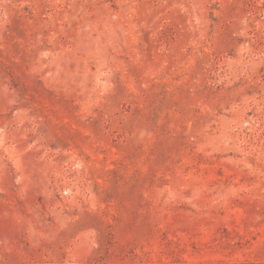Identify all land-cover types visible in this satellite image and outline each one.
I'll list each match as a JSON object with an SVG mask.
<instances>
[{"label": "rangeland", "instance_id": "obj_1", "mask_svg": "<svg viewBox=\"0 0 264 264\" xmlns=\"http://www.w3.org/2000/svg\"><path fill=\"white\" fill-rule=\"evenodd\" d=\"M0 264H264V0H0Z\"/></svg>", "mask_w": 264, "mask_h": 264}]
</instances>
